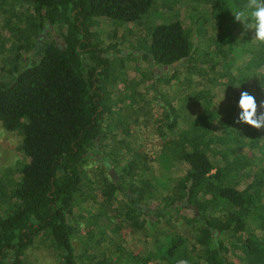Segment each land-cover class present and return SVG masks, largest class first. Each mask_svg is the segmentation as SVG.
Here are the masks:
<instances>
[{
    "label": "trees",
    "instance_id": "16d2710c",
    "mask_svg": "<svg viewBox=\"0 0 264 264\" xmlns=\"http://www.w3.org/2000/svg\"><path fill=\"white\" fill-rule=\"evenodd\" d=\"M9 3L10 10L9 6L5 7ZM9 3L3 4L0 0V8L3 7L0 9L3 13L0 19V124L7 131L21 133L25 159L17 168L16 179L9 181L10 190L2 188L0 183V203H6L0 207V264H33L27 259L26 251L39 237L58 250L62 264H87L78 261L74 254L72 241L76 227L70 223L69 216L73 204L84 193L85 166L90 158L104 152L102 156L111 159L114 167L120 164L119 183L104 176L102 171L99 174H102L101 191L107 202L115 190L126 188L124 206L129 203V207L123 212L125 219L138 222L136 212L148 213L141 204L146 200L159 201L157 195L161 192L152 171L147 176L136 161L121 164L122 157L116 150L114 155L111 151H100L106 145L109 132L102 123L105 110L112 102L110 87L116 79L124 80L110 56L119 54L125 60L138 56L133 51L126 53L117 47L110 51L102 47L92 35V21L108 18L141 25L150 16L154 0ZM246 4L247 0H204L208 16L196 21H214V28L213 33L201 38L202 42L192 41L183 21L171 18L154 22L148 33L139 35L127 48L142 52L148 67L143 74L173 68L170 75L162 77L166 84L177 81L179 67L188 71L215 69L219 65L231 68L235 50L238 49L240 57L250 51V57L235 68L236 76L263 87L264 72L260 67L264 64V45H260L263 54L258 56L253 43L246 46L242 42L244 46L240 43L236 48L238 43H226L225 39L222 17L230 9L226 6L240 11L246 10ZM48 24L56 29L62 44L56 43L53 36L47 40L41 35ZM152 82L153 95L171 104L173 97H168L169 91L161 93L155 86L157 81L152 79ZM190 104L183 105L180 112L172 105L170 109L165 108L166 128L171 133L180 121L186 120L183 112L186 107L192 115L197 105L203 111L208 109L204 104ZM233 111L232 108L224 116L227 124L224 132L231 128L242 130L245 126L234 123ZM199 113L193 118L188 116L185 128L178 129L161 149L168 160L180 153L186 170L178 178L175 190L164 192L161 206L156 204L151 211L156 217L163 216L169 208L181 206L180 201L186 198L194 206L193 221L199 223L194 239L202 249L204 264H233L227 253L228 243L233 251H241L244 264H264V210L258 209L264 202V164L251 162L245 170L234 171L228 159L219 160L218 154L214 155L203 144L210 121L202 119ZM242 132L246 134L245 129ZM160 133L164 135L163 131ZM161 166L167 170L166 162H161ZM143 222L138 224L141 226ZM186 239L181 235L171 237L163 247L164 252L169 256L186 252ZM152 258L142 263L171 264ZM189 259L190 254H185L182 260ZM92 264L113 263L103 258Z\"/></svg>",
    "mask_w": 264,
    "mask_h": 264
},
{
    "label": "rangeland",
    "instance_id": "374dc122",
    "mask_svg": "<svg viewBox=\"0 0 264 264\" xmlns=\"http://www.w3.org/2000/svg\"><path fill=\"white\" fill-rule=\"evenodd\" d=\"M10 1L18 5L27 0H1V3ZM8 6L10 10V3L5 5ZM226 7L230 8L222 17L226 43L236 42L235 44L238 43L236 48L240 43V46L253 43L257 55L262 56L263 50L260 44L252 39L253 29H247L243 24L235 21L234 14L238 9L230 5ZM206 8L204 0H154L150 16L141 25L108 18L92 21V35L98 38L102 47L110 51L117 47L126 53L133 51L138 56L127 60L122 59L119 54L110 56L112 64L118 67L115 69L121 73L124 80L116 79L115 84L110 87L113 91L112 102L105 110L102 123L103 128L109 132L106 145L100 151H111L113 155L114 152H119L122 157L121 164L138 162L147 176L152 171L159 182L157 184L161 192L157 195L159 201L146 200L141 204L140 207L148 210L147 214L135 213L138 222L144 221L141 226L138 222L125 219L123 212L129 207V203L124 206L127 200L123 192L126 188L123 191L115 190L111 201L107 202L102 192L104 187L102 174H99L102 171L104 176L119 183L121 182L120 164L114 167L111 162L106 168L109 158L105 157V161H101L98 155L102 152L90 158V162L85 166L84 195L82 194L73 204L69 216L70 223L76 227L72 241L73 251L81 263L92 264L104 258L113 264H143L144 261L154 257L177 264L185 254H190L188 264H204L202 249L194 239L195 227L199 223L193 221V205H189L186 199L181 200V206L169 208L167 213L160 217H156L151 211L156 204L161 206L160 199L164 192L175 190L178 178L186 170L180 153L173 154L168 160L161 149L168 143L169 138L175 136L178 129L185 128L188 116L193 118L201 112L202 119L210 121V129L204 136L203 144L207 150L213 151L214 155L217 153L219 160L228 159L234 171L245 170L251 162L264 164V130L257 131L247 125L242 130L231 128L224 132L223 129L227 125L224 124L225 114L231 113L232 108L234 116L239 111L236 105L240 92L246 90L255 96L258 113L259 104L264 100V86L257 87L256 82L252 80L247 82L240 80L235 73V68L241 66L250 57L249 50L244 57H240L238 49L235 50V60L231 68L219 65L215 69L188 71L185 67H179L177 81L174 79L166 84L162 77L170 75L173 68L155 69L152 75L143 74L147 72L148 67L140 54L142 52L127 48L139 35L148 33L154 22L171 18H179L183 21L186 30L192 36V41L196 39L197 42H202L201 38L213 33L214 28V21L208 20L203 23L196 21L201 16H208ZM2 14L0 12V19L3 17ZM233 26L236 27L235 31ZM58 43L63 42L59 39ZM260 71L264 72V64L260 67ZM152 79L157 81L155 86L161 93L169 91L168 97H173L171 104L167 105L164 98L153 95ZM261 81H264V78H261ZM190 103L204 104L208 109L203 111V108L197 105L192 115L191 109L186 107L183 111L186 120L180 121L178 127L171 133L166 128L165 108L170 109L172 105L180 112L184 108L183 105L191 106ZM244 129L246 134L242 132ZM160 131H163V136ZM21 139L19 131H7L0 124V183L1 187L7 190L11 189V186H8L9 181L11 178L16 179L17 168L25 159V154L21 150ZM186 144L184 142V147ZM104 154L103 152L102 155ZM161 162H166L167 170L162 168ZM1 203L6 206L5 202ZM258 209L264 210V202L259 204ZM175 235L187 238L186 252L180 251L169 256L164 252L163 247ZM40 239L42 238L35 240L33 246L26 251L27 259L33 264H62L58 250ZM227 253L233 264H244L245 257L241 251H233L229 243Z\"/></svg>",
    "mask_w": 264,
    "mask_h": 264
},
{
    "label": "clouds",
    "instance_id": "9594fccd",
    "mask_svg": "<svg viewBox=\"0 0 264 264\" xmlns=\"http://www.w3.org/2000/svg\"><path fill=\"white\" fill-rule=\"evenodd\" d=\"M234 19L243 24L245 28L253 29L254 42L264 45V0H247L246 10L237 11ZM236 106L239 111L234 120L235 124H245L257 131L264 130V100L259 104L258 113L255 96L245 90L240 92ZM177 264H188V262L180 260Z\"/></svg>",
    "mask_w": 264,
    "mask_h": 264
},
{
    "label": "flooded vegetation",
    "instance_id": "af4514ba",
    "mask_svg": "<svg viewBox=\"0 0 264 264\" xmlns=\"http://www.w3.org/2000/svg\"><path fill=\"white\" fill-rule=\"evenodd\" d=\"M47 31H50V34L47 33ZM41 35L46 37L47 40H51L50 36H53L54 37V41L56 43H58V40L60 38V36L58 35V32L56 31V29L52 28V26L49 25V24L46 25V27L44 29V33L43 34L41 33ZM99 158L101 159V161H105V159H104V157L102 155H100ZM107 165H108V163H107Z\"/></svg>",
    "mask_w": 264,
    "mask_h": 264
},
{
    "label": "water",
    "instance_id": "95a60500",
    "mask_svg": "<svg viewBox=\"0 0 264 264\" xmlns=\"http://www.w3.org/2000/svg\"><path fill=\"white\" fill-rule=\"evenodd\" d=\"M64 45H65V43H64ZM107 163H108V164H111V160L108 159V160H107ZM185 199H186V198H185ZM195 209H196V208H195Z\"/></svg>",
    "mask_w": 264,
    "mask_h": 264
}]
</instances>
